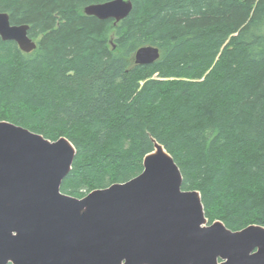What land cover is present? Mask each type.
<instances>
[{
    "label": "trees",
    "instance_id": "obj_1",
    "mask_svg": "<svg viewBox=\"0 0 264 264\" xmlns=\"http://www.w3.org/2000/svg\"><path fill=\"white\" fill-rule=\"evenodd\" d=\"M105 1L0 0L36 43L0 38V121L70 141L64 194L137 176L155 140L208 223L264 227V0H130L117 23L83 13ZM145 45L159 58L135 64Z\"/></svg>",
    "mask_w": 264,
    "mask_h": 264
},
{
    "label": "water",
    "instance_id": "obj_2",
    "mask_svg": "<svg viewBox=\"0 0 264 264\" xmlns=\"http://www.w3.org/2000/svg\"><path fill=\"white\" fill-rule=\"evenodd\" d=\"M131 9L130 0H108L83 13L117 23ZM28 28L0 12V38L23 52L36 48ZM158 58L151 45L133 55L139 65ZM75 152L65 137L0 121V264H264V227L208 223L199 192L182 189L155 140L140 174L81 198L60 191Z\"/></svg>",
    "mask_w": 264,
    "mask_h": 264
}]
</instances>
